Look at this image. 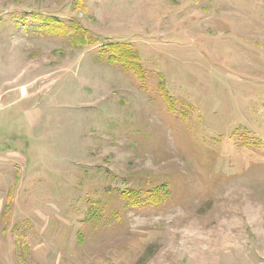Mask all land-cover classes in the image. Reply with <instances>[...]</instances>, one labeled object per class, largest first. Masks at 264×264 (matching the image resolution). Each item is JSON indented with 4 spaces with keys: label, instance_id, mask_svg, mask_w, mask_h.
<instances>
[{
    "label": "rangeland",
    "instance_id": "374dc122",
    "mask_svg": "<svg viewBox=\"0 0 264 264\" xmlns=\"http://www.w3.org/2000/svg\"><path fill=\"white\" fill-rule=\"evenodd\" d=\"M0 264H264V0H0Z\"/></svg>",
    "mask_w": 264,
    "mask_h": 264
},
{
    "label": "trees",
    "instance_id": "16d2710c",
    "mask_svg": "<svg viewBox=\"0 0 264 264\" xmlns=\"http://www.w3.org/2000/svg\"><path fill=\"white\" fill-rule=\"evenodd\" d=\"M47 20L52 22H55L56 19L49 17ZM51 31L53 33L59 34L60 36H65L67 35L68 37H71L73 40H75L77 42V44H84V38L80 35H78L76 33V28L75 25H70V26H66L63 23H58V24H50L49 25ZM120 57L123 58L122 61V65L123 68H127L128 70L134 71L136 72L137 75H139V72L137 71V69L139 68V62L137 57L134 54L128 53V54H121ZM140 77V76H139ZM168 193L163 192L162 194H158V193H148V195L145 198H140L139 196H137L134 192H129V193H123L122 197L123 200H139V201H135V203H150V204H158L160 203V201H162L166 195Z\"/></svg>",
    "mask_w": 264,
    "mask_h": 264
}]
</instances>
